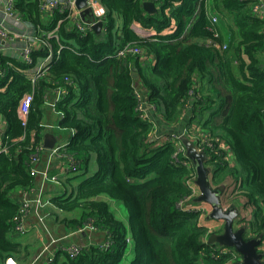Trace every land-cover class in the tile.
Wrapping results in <instances>:
<instances>
[{
  "label": "trees",
  "instance_id": "trees-1",
  "mask_svg": "<svg viewBox=\"0 0 264 264\" xmlns=\"http://www.w3.org/2000/svg\"><path fill=\"white\" fill-rule=\"evenodd\" d=\"M101 2L105 23L96 34L80 32L67 11L56 10L46 21L41 0H15V13L47 44L32 49L31 63L0 54V125L7 124L3 144L9 149L0 154V264L9 257L31 264L39 246L12 236L21 215L18 192L36 186L31 160L49 132L45 118L53 96L60 97L57 128L71 132L65 140L53 133L66 143L61 154L76 161L77 171L89 172L94 162L96 169L78 185V174L62 177L46 212L72 230L92 222L107 244L88 245L75 257L61 250L46 264H123L130 250L134 257L127 264L230 263L231 254L212 256L218 245L205 242L209 230L201 212L178 208L191 194L196 167L177 166L175 147H155L150 135L157 118L174 130L190 111L188 126L223 139L234 163L213 157L206 164L212 184H232L252 208L249 220L236 222L246 226L245 239H264V19L253 14L258 1L163 0L154 15L146 13L144 0ZM56 27L57 37H50ZM127 44L152 61L116 57ZM49 55L46 75L33 83L29 71ZM31 92L24 124L19 102ZM150 111L156 119L143 117ZM112 202L123 206L127 221Z\"/></svg>",
  "mask_w": 264,
  "mask_h": 264
},
{
  "label": "built area",
  "instance_id": "built-area-1",
  "mask_svg": "<svg viewBox=\"0 0 264 264\" xmlns=\"http://www.w3.org/2000/svg\"><path fill=\"white\" fill-rule=\"evenodd\" d=\"M6 2V5L4 7L5 11V21L7 18L13 17L15 15L14 11V4L15 0H3ZM77 0H41L42 8L43 10L49 9L52 12H55L56 10L67 11L69 13V17L72 20L73 24L76 26V28L82 32L86 33L88 31H92L94 26L99 23L103 22L105 23V16H106V9L104 8L101 0H88L87 1V7L86 9L90 10L91 16L87 19L89 21H86L81 16V11L77 8L76 5ZM144 1H152L156 3L157 6L160 5V3L163 0H144ZM248 1H258V3L254 6L253 14L260 18L264 19V4L261 3L259 0H248ZM103 8L104 11L102 13H98V9ZM212 23H217V17L212 16L211 17ZM63 22V20H60L58 23L59 25ZM58 28L56 27L53 32L49 33V36L57 37L56 32ZM0 37L3 39L4 45L2 47H6L7 41L14 40V39H20V40H26L29 39L27 45L23 47L21 50L22 57L25 62L31 63L30 54L32 51V43H36L39 41L40 45H46L47 43L40 41L38 38L29 37L27 35H11L7 32L5 29L0 30ZM216 46V45H215ZM221 50H224L226 47H219ZM129 55H138L141 58V61L146 62L152 59V56H149L148 53L132 44H127L123 48L119 49L116 53V57L118 58H125ZM51 55H49L44 61H42L39 65H37L35 68L31 69L29 71L30 78L33 83H36L37 80L43 76L46 75L47 66L50 62ZM2 75L0 70V76ZM144 88L142 86L137 87L136 90V96L138 99V102L140 103L139 110L144 111V108L146 107L144 104H146L145 96L143 95ZM60 97L53 96L50 98L48 102V108H52L53 113L55 103L59 100ZM34 101V94L27 93L23 96L21 101L19 102L18 107V115L21 121L26 124L29 112L31 109V105ZM185 112H183V117L185 116ZM150 117L149 114L145 113L143 115L144 118ZM156 122V120H154ZM46 128L48 131H51L54 128V124H48L46 123ZM155 134V133H153ZM153 135H150V140L155 138V147L163 146L167 144H172L175 149L176 153L174 155V161L177 166H183L189 169L195 168L194 163L189 159L187 156L186 148L183 144V137H187L194 145L197 152L205 153L207 160L210 161L213 159V157H216L217 159L221 157L224 162H227L229 164L234 163L233 159V153L232 150L228 147L226 142L223 139L213 137L208 135L206 132H203L201 129H199L196 125L192 126H185L181 132L177 134H161L160 136L152 137ZM66 145V143H61L59 139V144L53 149L48 150L44 147V143L42 142L41 146L38 147L37 153L34 155V157L31 160L32 168H31V175L35 178L40 177V182L31 190L29 191H23L20 195L19 205L21 208V215L18 216L15 220V226H14V232H19L22 235L26 234L29 231L30 226L27 224L28 219L30 216L34 215L40 224H44V220L48 216V214L41 213V209L44 207H47L49 205L48 199H45L44 190L45 188L49 187L51 184H60L59 180L62 178L63 175H68L69 173H79L80 171H77L76 161L72 158L66 159L64 155L61 154V149ZM49 151V156L47 161L44 163L42 162V156L45 152ZM9 154V149L5 146H0V154ZM57 159L62 163V173L57 174H50L51 172V166L52 162ZM52 173V172H51ZM42 179V181H41ZM196 177L192 178V180L188 181V186L191 189L190 196L183 199L179 204L178 208L183 211H200L203 218L209 217L211 209L210 207H203V208H190L189 204L192 200L196 198L198 194H200L199 189L195 185ZM226 200V201H225ZM191 205V204H190ZM229 208L228 205V199H223V209L224 211H227ZM44 228L45 225H44ZM209 230V229H208ZM97 231V227L93 225L92 222H89L85 226L77 229L73 234H92ZM211 234L210 230L208 231V236L205 239V242L209 243V235ZM57 242V241H56ZM56 242L50 243L54 244ZM107 242L105 241L102 243V248L106 247ZM82 246H65L62 248V250L68 254H70L72 257H75L80 254L82 251ZM260 252L263 254V263H264V239L261 241L260 246ZM231 254L233 259L230 263L227 264H234L241 261V255H239L234 249H230L227 247H221L218 246L213 250L212 256L217 258L221 255ZM51 261L54 259V256L50 254ZM3 264H18V262L9 257L7 258Z\"/></svg>",
  "mask_w": 264,
  "mask_h": 264
},
{
  "label": "crops",
  "instance_id": "crops-1",
  "mask_svg": "<svg viewBox=\"0 0 264 264\" xmlns=\"http://www.w3.org/2000/svg\"><path fill=\"white\" fill-rule=\"evenodd\" d=\"M259 1L264 4V0H259ZM5 5H6V2L3 0H0V30L2 28L7 30V32L10 33V37H11V35H27L29 37L36 38L35 35H37V33L35 32L36 31L35 28L33 26H31L30 24H28L26 21H24L22 18H20L16 13L13 17L7 18L5 21V11H4ZM44 13H45L44 19L48 22H51V20L53 19V12L50 11L49 9H47V10H44ZM121 23H122V21H121ZM2 40L3 39L0 37V54L4 53V55H6V56H11L14 58H20V59H22V61H24L22 54H21V50L23 49V47L25 45H27L28 41H30L29 39L20 40L17 38L14 40L7 41L6 47H2L4 45V42ZM32 45H33L32 48H38V47L42 46V45H40L39 41H37L36 43H32ZM150 61H152V60H150ZM138 83H139V81H138ZM185 113H186L185 116L184 117L182 116L183 118L181 119V123L178 125V128H176L174 130H169L164 125H162L160 123L159 119L158 118L156 119L155 114L152 111H150V113H149L150 117L153 119H156V124H158L157 132L155 134H152L153 135L152 137L160 136L163 133L164 134H177V133L181 132L185 126H188V122H185L184 120H185V117L187 118L189 116L190 111H186ZM46 119H48L46 121H48V122L50 121L48 124H51L58 119V116L53 113V110L51 107L47 109ZM192 125H195V124H192ZM6 130H7V124L5 122H1V125H0V146H4L3 137H4V133ZM48 133L53 134L52 131H49ZM58 140H59V138H58ZM186 140H188V142L192 143L187 137H186ZM151 141L154 142L155 138H153ZM192 145H193V143H192ZM47 152H49V151H47ZM47 159H48V157H47ZM47 159L44 160V163L47 161ZM207 167H209L210 169L212 168L210 165ZM51 172L54 174L62 173V163L60 161H58L57 159H55L52 162ZM66 176L67 175L62 174L63 178ZM210 178H211V182H212V173L210 175ZM36 179H37V182H36V185H37L40 182V177H37ZM228 186H229V184H226L225 190H227ZM51 187H54V186L51 185ZM232 188H233V186H232ZM47 190H48V187H47ZM21 193H23V192H18V201L17 202H19V200H20ZM54 193L55 192L53 190H50V187H49V190L45 193V197H46V194L51 197L52 195H54ZM199 195L200 194H198L196 196V198L191 201V203H190L191 205L189 204V207L190 208H203L205 206V207L209 208V205L196 201V199L199 197ZM231 199L232 198H228V205L229 206L231 203ZM243 203L244 202L238 200V205L236 206L239 210L241 209V213L243 211V205L245 204V203L244 204ZM251 213H252V211H251ZM50 217H52V216H50ZM240 217H241V215H240ZM27 224L30 226L29 231L24 235H22L19 232H14V234H16V235L12 236V240H14L16 242H21L18 240L19 237L22 238V237L30 236V238L27 241H23V242L39 241V244H41L43 247L45 246L44 247L45 252L46 253L49 252L52 255H53V253H57L58 251H61L62 248H64L65 246L70 245L71 242H73L75 237H78L80 239V241H83V236H86L88 238L87 244H84V243H86L84 241L78 242V243H81L82 244L81 246L84 248H87L88 245H96L97 246L99 244V243H96V241L93 243L94 238L92 240H89L92 238V237H90V234H83V235L73 234L75 232V230H72L71 228H68L64 225L59 224L58 222H56L55 218H54V220L52 219L50 221V225H48L47 228H44V226H42V224H40V222L38 221V219L34 215L30 216V218L27 221ZM202 224L210 230L211 234L209 235V237L213 234H216V233H222L221 229L223 228L222 226H224V222L212 220L208 216L203 218ZM45 227H46V225H45ZM52 231H53V233H54V231H60V232L64 233V236H61V237L55 235L56 237H60V238H58L57 240H59V241H57L54 244H50L51 236L54 238V236L51 234ZM96 232H94V233H96V234H94V235H96V239H98V240L102 239L101 241H105V238H106L105 233L100 231V230H97ZM39 250H40L39 247L35 250L31 264H40L42 262H45L44 257H46V256H40L41 252L39 254H37V252ZM39 257H41V258H39Z\"/></svg>",
  "mask_w": 264,
  "mask_h": 264
},
{
  "label": "water",
  "instance_id": "water-1",
  "mask_svg": "<svg viewBox=\"0 0 264 264\" xmlns=\"http://www.w3.org/2000/svg\"><path fill=\"white\" fill-rule=\"evenodd\" d=\"M88 0H77V8L81 11V16L86 21H89L91 16L90 10L86 9ZM144 9L146 13L154 15L159 11L156 3L152 1L144 2ZM104 23H97L93 30L96 34H100L103 30ZM183 144L186 148L187 156L194 163L197 171V178L195 181L196 187L199 189L200 195L196 201L205 203L211 208L209 218L215 221L224 222V230L222 233H216L209 237L210 244H217L221 247L234 249L241 255V261L234 264H264L263 254L260 252L261 237L246 240L244 235L247 231L246 226L236 228V222L240 218V210L235 206H229L227 211L223 209V195L226 186L214 187L211 182V169L206 167L209 162L205 153L197 152L194 145L182 138ZM59 144L58 138L52 134L44 135V147L48 150H53ZM243 220V219H242Z\"/></svg>",
  "mask_w": 264,
  "mask_h": 264
},
{
  "label": "rangeland",
  "instance_id": "rangeland-1",
  "mask_svg": "<svg viewBox=\"0 0 264 264\" xmlns=\"http://www.w3.org/2000/svg\"><path fill=\"white\" fill-rule=\"evenodd\" d=\"M46 120H48V119H46L45 118V121ZM50 122V121H49ZM48 121L46 122V123H49ZM53 124L55 125V129L54 130H52V132L53 133H56L58 136H60V137H63V139L65 140V139H67L70 135H71V132H68V131H63V130H59L58 128H57V122L56 121H54L53 122ZM62 143H64V142H62ZM49 156V152H46V153H44L43 154V156H42V162L44 161V160H46L47 159V157ZM218 161V160H217ZM95 169H96V164H95V162L94 163H92L91 164V166H90V170H89V172H87L85 169H83V170H81L79 173H77L78 175L77 176H75L74 177V179H73V184H75V185H78V184H80L81 182H83V180H85L86 178H88L89 176H91V174L95 171ZM50 174H53V173H51L50 172ZM41 181H42V179H41ZM51 185H53L54 187H51ZM51 185H49V187H50V190H53L55 193L54 194H57V193H59L60 192V188H62V186L60 185V184H51ZM49 187H48V190H49ZM53 188V189H52ZM46 188H45V190H44V194L48 191ZM53 194V193H52ZM48 198H50V196L49 195H47L46 194V197H45V199H44V201L46 200V199H48ZM228 198H232L231 199V203H230V205L231 206H237L238 205V200H241L242 199V201L245 203L246 202V200L244 199V198H242V197H239L238 196V194H236V192H235V189H233L232 188V184H229V186L227 187V190H225V193H224V195H223V197H222V199H228ZM243 203V204H244ZM112 205H113V208H114V211L116 212V215L120 218V219H122V220H124V221H127V213H126V211H125V209L123 208V206H119V205H117V204H115V203H111ZM49 209V205L47 206V207H44V208H42L41 209V213H43L44 214V212H45V214H48L46 211ZM211 209V208H210ZM54 210V209H53ZM251 211H252V208H250V207H248V205H246V204H244L243 205V211H242V213H241V209H240V213H241V219H244V220H249L250 219V217H251ZM51 216V215H50ZM50 216H47L46 217V219L44 220V224L42 225V226H44V225H46V228H47V226L48 225H50V221L53 219L54 220V217L52 216V217H50ZM70 216V215H69ZM223 227V226H222ZM221 227V228H222ZM77 230V229H76ZM75 230V231H76ZM222 230V229H221ZM224 230V229H223ZM221 232H223V231H221ZM97 233V232H96ZM96 233H93V234H90V237H92L91 239H89V240H92L93 238L95 239H93V243L96 241V243H99L98 245H101L102 243H104L105 241H101V240H98V239H96V235H94V234H96ZM51 234L54 236V238L51 236V238H50V243H53V242H56V241H59V240H57L58 238H60L61 236H64V233H62V232H60V231H54V233H53V231L51 232ZM60 236V237H56V236ZM77 235H83V234H77ZM100 237V236H99ZM30 238V236H26V237H19V241H21V242H23V241H27L28 239ZM83 241L84 242H86V243H84V244H87L88 243V238L86 237V236H83ZM83 241H80V239L78 238V237H75L74 238V240H73V242H71V244L70 245H67V247L68 246H81L82 244L81 243H78V242H83ZM101 241V242H100ZM39 251L37 252V254H39L40 252H41V254H40V256H46V257H44V259H45V262H42V263H40V264H46L47 262H51V256H50V254L51 253H46L45 252V250H44V247L41 245V244H39ZM82 248H84V247H82ZM56 254L57 253H53V256H54V258H55V256H56ZM133 257H134V254H133V252H131V250L128 252V254H127V256H126V258H125V261H124V263L123 264H127V263H129V262H131V260L133 259ZM39 258H41V257H39ZM43 259V258H42ZM17 262H18V264H20L19 263V261L17 260Z\"/></svg>",
  "mask_w": 264,
  "mask_h": 264
},
{
  "label": "clouds",
  "instance_id": "clouds-1",
  "mask_svg": "<svg viewBox=\"0 0 264 264\" xmlns=\"http://www.w3.org/2000/svg\"><path fill=\"white\" fill-rule=\"evenodd\" d=\"M103 11H104L103 8H99V9H98V13H102Z\"/></svg>",
  "mask_w": 264,
  "mask_h": 264
},
{
  "label": "flooded vegetation",
  "instance_id": "flooded-vegetation-1",
  "mask_svg": "<svg viewBox=\"0 0 264 264\" xmlns=\"http://www.w3.org/2000/svg\"><path fill=\"white\" fill-rule=\"evenodd\" d=\"M240 219V218H239ZM237 224V223H236ZM242 226V224H237V226H236V228H239V227H241ZM223 229H224V226H223Z\"/></svg>",
  "mask_w": 264,
  "mask_h": 264
}]
</instances>
